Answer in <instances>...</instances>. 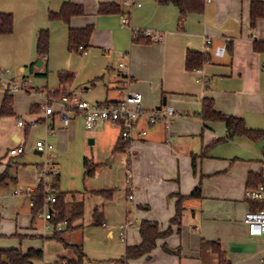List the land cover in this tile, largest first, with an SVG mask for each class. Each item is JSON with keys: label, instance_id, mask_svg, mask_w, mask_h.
<instances>
[{"label": "crops", "instance_id": "obj_1", "mask_svg": "<svg viewBox=\"0 0 264 264\" xmlns=\"http://www.w3.org/2000/svg\"><path fill=\"white\" fill-rule=\"evenodd\" d=\"M255 1L264 4V0L206 1L202 13H190L181 19L179 7L167 0L128 3L126 0H0V13L14 17L13 31L0 34V65L11 67L19 81L30 78L29 85L34 89L12 90L3 84L0 109L5 94L9 93L13 96L12 115L24 118L19 111H28L27 117L38 121L35 126L25 127L17 119L14 124L3 122L12 142L5 154L0 155V174L9 171L16 180L0 185V245H8L0 248L17 245L24 252L41 249L44 258L37 264H58L60 258H75L76 255L71 258L55 254L53 260H45V245L61 242L54 237L56 234L71 245L81 246L89 264H220L213 250V242H218L230 264H264V234L251 235L244 220L246 212L255 205L246 200V191L261 183L264 138L254 140L240 135L217 142L228 135L226 123L199 117L203 101L210 99L216 110L242 117L248 128L264 131V45L259 47L264 44V15L252 25ZM65 3L82 5L84 14L72 16L69 22L50 19V12H59ZM104 3L119 4L122 12L100 13ZM88 25L94 28L86 51L71 50L70 28ZM143 29L160 32L162 40L135 41L134 31ZM41 30L50 31L47 54L37 51ZM220 45H226L223 56L214 53ZM190 50L208 54L209 60L200 69H187L186 55ZM123 62L129 64L131 89L141 93L146 110L168 104L177 111L169 130L162 122L149 124L142 117L137 128L146 129L147 134L137 135L130 143L135 157L132 170L136 199L140 201L138 213L143 220L157 222L161 231L172 227L173 232L158 238L148 255L121 263L119 259L126 248L142 241L140 227L128 230L125 240L121 237L126 243L121 257L101 263L85 250L84 215L69 230L65 223L55 226L42 216L33 215L32 195L41 183L37 168L34 175L23 171L30 166L24 154L30 129H37L43 123L58 153L69 151L73 143L80 144L84 139L90 144L107 139L114 149L121 137L118 126L103 123L89 130L76 112L72 113L70 123L64 125L58 113L61 105L53 104L56 111L53 115L45 114V105L51 91L61 87V71L73 76L72 83L66 86L69 94L91 102L120 101L124 91L120 66ZM22 103H26L23 109ZM32 107H36L35 111ZM6 117H1L0 123ZM17 145L24 146L25 151L11 154V147ZM211 145L213 148L209 150ZM204 151V156H198L195 169L193 156ZM34 153L40 157L47 155L38 148ZM85 158L94 163L88 156ZM54 164L58 169L50 180L54 193H65L69 208L73 202L83 200L85 210L86 198L100 189L59 190L61 166L55 161ZM199 185L201 197H191ZM148 187L153 192L151 198L145 196ZM180 195L185 196V210L180 224H172ZM144 205L151 206L145 209ZM103 209L105 212V206ZM95 211V215L100 213ZM95 223L107 226L106 220L96 219ZM48 225L53 231L48 232ZM107 235L115 237L114 229L110 228ZM65 249L76 254L72 246Z\"/></svg>", "mask_w": 264, "mask_h": 264}, {"label": "trees", "instance_id": "obj_2", "mask_svg": "<svg viewBox=\"0 0 264 264\" xmlns=\"http://www.w3.org/2000/svg\"><path fill=\"white\" fill-rule=\"evenodd\" d=\"M168 2L174 3L179 7L181 13V19L190 13H202L205 8L206 0H167ZM264 4L261 1H255L252 6V25L255 26L259 18L264 15ZM84 7L79 4L65 3L59 12H50V19H59L65 22H69L70 18L74 15L84 14ZM100 13H121V8L119 4L116 3H104L100 6ZM14 17L9 13H0V34L11 33L13 31ZM93 25H88L83 28H70L69 30V48L71 50H80L82 46L86 50L89 46L90 38L93 32ZM135 41L142 42H152L153 40L149 37H144L140 31L134 34ZM50 42V31L41 30L38 34L37 39V51L39 54H47L49 51ZM262 44L259 47H263ZM257 46V48L259 49ZM209 60V55L202 52L188 51L186 55V67L189 70L200 69L205 62ZM60 89L55 92V96L61 98L64 95H69L67 90V85L71 84L73 81V76L67 71H61L59 73ZM36 107H32V111H35ZM14 114L13 108V96L6 93L3 99V103L0 109V118L3 116H9ZM199 117L202 120H218L224 121L228 127V135L223 139H218L217 142L221 140L233 139L236 136L246 135L254 140H259L264 138V131L248 128L242 117L226 115L215 109L213 101L210 99H205L203 101V107L199 113ZM120 142L116 144L113 152H123L128 151L129 141L120 137ZM205 151L201 155L193 156V166L196 169V163L198 156H204ZM85 172L89 175H93L96 170V165L88 158L84 161ZM261 182L263 178L260 173ZM16 180L9 174V171H5L0 174V185L7 184L8 180ZM251 176L249 177V180ZM201 185H199L190 195L191 197L199 198L201 197ZM96 194H102L106 197H112L113 190H95ZM185 196L180 195L179 200L176 204V214L171 218L172 224H180L181 218L183 216L185 206L183 203ZM32 200L34 205L32 207V212L34 216H37L41 210H43L45 205V197L43 192V187L40 184L38 190L32 195ZM262 205L255 204L252 209L262 208ZM55 208L58 210V214L51 219V223L55 226L64 220H67V229L73 228L72 223L78 219L82 218L84 215V201L73 202L71 208L68 207L66 201V194H57V202L55 203ZM173 232L172 227H169L165 231H161L159 224L157 222L143 220L140 224V234L142 241L138 245L128 246L126 248L124 256L119 259V262L125 263L131 258H138L144 255H148L157 245V240L160 237H165ZM56 239L63 242L64 246L74 249L77 254L75 259L67 260L68 264H85L86 255L83 249L79 245H71L67 243L64 238L59 235H54ZM213 250L216 252L220 259V264H230L229 260L226 258L221 246L218 242H213ZM44 254L41 249L30 248L27 252H24L19 247L13 248H0V264H37L38 261L43 260ZM65 259L60 258L57 262L60 264Z\"/></svg>", "mask_w": 264, "mask_h": 264}, {"label": "rangeland", "instance_id": "obj_3", "mask_svg": "<svg viewBox=\"0 0 264 264\" xmlns=\"http://www.w3.org/2000/svg\"><path fill=\"white\" fill-rule=\"evenodd\" d=\"M20 105L21 109H23V105L26 107V103H22ZM19 112L22 117L30 119L27 117L28 111ZM16 119L17 115H9L0 123V155L5 154L9 144L12 142L11 138L6 135L8 132L7 129H3V122L14 124ZM38 127L39 128L37 129L31 128L30 133L27 136V149L26 153L24 154V158L29 162L28 165L30 166H27V168H25L26 170L24 169L23 171L31 175H34L36 168L39 171V167L37 166L44 163L47 157H45V154L41 157L37 156L34 153V149L37 148L38 140H47L54 145V149L49 152L51 156L53 155L52 161L58 162V164L61 166L60 181L58 182L59 190H83L86 187L90 189L113 190L114 193L111 201H107L110 197L103 196L102 194H91L86 198L84 219L82 221V223L85 224L83 243L89 256L92 259H97L101 263H108V261L113 258L121 257V255L124 253L126 244L119 235L121 227L128 222H134V225L129 226L127 231L131 229L136 230L140 227V224L144 218H141L142 215L140 216L138 213L137 204L140 201L136 199L137 191H134V197L132 199L129 198V184L127 182L129 159L128 153H114L113 145H111L107 139H104V141L99 140L96 144H90L88 139H84V142H81L80 144L73 143L71 147L68 148L69 151L58 153L56 152V145L54 144L53 140L50 139L45 133L46 125L43 123ZM116 131L117 130L115 129V134L117 133ZM216 144L217 142L214 143V145ZM211 148H213L212 145L210 146L209 150ZM86 156L92 159L96 165V172L94 175H89L85 172L84 160ZM49 184L51 186L50 181ZM152 193L153 192L150 187L146 188L145 196L147 198H151ZM104 203L106 205H104ZM104 206L105 212H103ZM149 206L151 205H144L143 208L146 209ZM95 210H98V212L100 211V213L95 215ZM96 219L99 222L106 220L107 226L95 223ZM110 228L114 229L115 231V237L113 238H110L107 235V232ZM53 229L54 228L51 225L49 228H47L48 232L53 231ZM0 242L2 241L0 240ZM5 245L8 246L7 244L0 246ZM15 247H17V245ZM65 248L66 247H64V244L61 242L54 241L47 243L44 247L45 260H53L55 254L66 255L71 258L75 257L76 255L77 257V254H74L72 249L69 250ZM88 261L89 259L86 258V264H89Z\"/></svg>", "mask_w": 264, "mask_h": 264}, {"label": "built area", "instance_id": "obj_4", "mask_svg": "<svg viewBox=\"0 0 264 264\" xmlns=\"http://www.w3.org/2000/svg\"><path fill=\"white\" fill-rule=\"evenodd\" d=\"M206 1L210 2L212 0ZM126 2H130V0H126ZM137 32L138 30H135L134 34ZM141 34L144 37H149L153 41L162 40L161 33L152 29H143ZM207 44L210 45L211 40H208ZM80 51L85 52L86 50H84L81 46ZM225 51L226 45H220L215 47L214 53L217 56H223ZM125 56H128V54H125ZM120 66L122 67V87L124 90L123 97L120 101L102 103L91 102L75 94L64 95L57 100L55 96L56 91H51L47 104L45 105V114L53 115L56 112L53 104L58 102L61 105V109L58 113L60 114L64 125H68L70 123L72 113L76 112L80 114L85 127L89 130H93L98 125L103 123H110L118 126L120 128V136L129 141L127 182L129 184V198L132 199L134 197V191L136 190L132 170L135 157L132 154L130 143L137 137V135L145 136L147 134L146 129L137 128L139 120L144 117L149 124L162 122L169 130L177 118V111L174 106L168 104L156 109L146 110L142 104L143 99L141 93L131 89L133 79L129 71V64L123 62ZM29 82L30 78H24L23 81L17 80L13 76V70L11 67H2L0 65V87L5 84L12 90L24 89L26 91H33L34 89L29 85ZM37 123L38 121L36 119L26 120L21 117L18 118V124L22 127L35 126ZM169 140L170 137L168 138V141ZM37 148L47 154V159L39 166L38 171L39 181L42 184L45 197V207L38 215L42 216L46 221H51V219L58 214V210L55 208L57 194L54 193L49 184L51 177L58 171L52 161V156L49 153L52 149H54V145L47 140H38ZM24 151L25 147L21 145H17L10 149V153L13 155L21 154ZM261 176L263 178V182L258 184L256 187L248 188L245 195L246 200L250 203L263 206L259 209H250L245 214L244 220L248 225L251 235L264 234V168L261 171ZM31 205H34L33 200H31ZM64 223L67 224L68 221H61L58 225H62ZM132 225L133 222H128L121 227L120 236L123 240H125L127 228ZM61 264H68V261L64 260Z\"/></svg>", "mask_w": 264, "mask_h": 264}]
</instances>
